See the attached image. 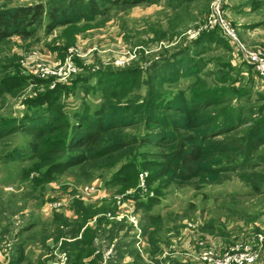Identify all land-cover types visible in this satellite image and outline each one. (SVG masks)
<instances>
[{"label":"rangeland","instance_id":"1","mask_svg":"<svg viewBox=\"0 0 264 264\" xmlns=\"http://www.w3.org/2000/svg\"><path fill=\"white\" fill-rule=\"evenodd\" d=\"M64 1L0 0L1 28L13 20L8 16L15 15L18 23L9 27L8 36L0 35V83L12 85L14 93L0 98V119L45 105V95L66 87L59 102L72 122V113L105 110L116 123L125 124L112 131L113 136L139 137L158 130L159 124H147L146 119L159 114L169 125L176 119L187 122L172 106H187L194 94L216 99L209 106L197 105L202 111L190 121L195 127L170 125L179 137L171 145L139 144L134 152L101 159L96 167L85 165V173L82 164L71 166L50 184H39L33 161L15 152L29 136L16 133L1 139L0 249L7 255L0 264L10 261L9 247L15 249L23 239L38 251L24 254L20 264H208L203 257L210 252L216 264H226L225 256L234 255L238 247L258 255L250 264H264V173L259 174L264 163L247 161L264 160V81L240 50L241 45L264 49V0H82L93 12H76L71 22L57 19L54 11ZM39 7L46 10L36 18L23 12ZM216 36L222 42L214 41ZM136 70L138 77L125 74ZM137 79L138 85L122 100L104 93L108 84ZM20 80L26 86H20ZM148 103L155 106L150 115L144 109ZM229 120L237 125L214 136L216 131L210 129ZM184 139L194 151L205 149L199 172L183 177L167 172L148 187L150 170L142 168L141 154L163 163L179 155ZM132 162L141 169L140 195L145 201L159 196L149 210L137 206L135 190L107 187ZM141 174H147L144 186ZM88 185L113 192L105 208L115 211L100 214L117 225L90 233L82 241L89 245L74 249L76 243L66 240L78 239L79 233L56 227L49 204L59 200L71 208L75 198H89L82 194ZM94 205H86L92 212L85 211L87 217L81 220L91 223L93 209L105 206ZM17 233L22 236L18 240Z\"/></svg>","mask_w":264,"mask_h":264},{"label":"trees","instance_id":"2","mask_svg":"<svg viewBox=\"0 0 264 264\" xmlns=\"http://www.w3.org/2000/svg\"><path fill=\"white\" fill-rule=\"evenodd\" d=\"M73 9H75L74 13H72ZM45 10L46 9L39 7L36 9H26L23 12H27L29 14L32 13L33 18H36L41 13L43 14ZM84 10H86V12L89 14L93 12L90 3L82 0H65L54 9L58 15L57 19L61 17L67 22H71L76 18V12H81ZM23 16L24 15H22V17ZM11 18L13 20L6 22L7 25H4L5 28H1V26H3L4 20L3 17H0L1 36H8V31L10 30L9 27L11 25H18V23H16L17 17L15 15H12V17L8 16L6 19ZM217 38L218 37L216 36L214 41L222 42L220 40L221 37L219 39ZM125 74H127L129 78H135L138 77L140 71L136 70L132 72H126ZM103 78L105 77L103 76ZM102 81H104V79ZM130 81L131 82L127 80L124 83L118 82L117 85L108 84L105 86L104 93L112 100H122L127 94H130L139 83L138 79L136 82L133 80ZM19 85L23 87L26 86L25 82L22 80L19 81ZM60 89L61 90L58 89L45 95V98H48H44L47 100L45 105L42 104L40 107L35 108L29 106L19 116L0 119V140L16 133L25 134L30 137V139L24 141V146L15 152L16 154L20 155V158H26L27 161H33L32 170L36 171L40 175V182H38L39 184L52 183L55 180L56 175L63 174L69 167L75 165L77 166L82 164L80 169L83 173H85V165H88L90 168L96 167L101 159L109 158L114 155H122L128 152H134V146L139 144L141 147L161 148L165 145H171L173 142L179 139L178 133L176 131L177 129H174L173 126L170 127V125L176 126V123L180 121H177L176 119L175 121H172V124L169 125L168 119L159 113V116L157 115V119L155 120L146 119L147 124L151 122H156L159 124L158 130L153 133L152 131L146 134L141 133L139 137H133L130 135L113 136L112 131L118 127H124L125 124L116 123L117 119H115L113 116H108L105 110L95 112L81 111L72 113L71 116L74 119L72 122L68 113L65 112L64 104L59 102L62 93L66 91L67 88L62 87ZM7 94H14L13 86L3 82L0 83V98ZM211 99L216 98L211 97L208 99L205 96H198L194 94L192 96L191 102L185 103L188 104L187 106H180L177 104L172 106V108L175 109L174 111L182 112L184 116L183 118L187 120V122L183 124H181V122L178 123L176 127L181 130L187 129L189 127H195L194 121H190L195 119V115H197V113H201L202 111V108L198 107L197 105H204V102H206V105L209 106L214 103V101L209 102ZM172 103L173 102L170 104ZM189 104L193 105H190L189 107ZM43 106L46 107L42 108ZM160 106L161 105H159V107ZM154 107V103H148L144 109H148L147 112L150 115L154 113ZM235 125L237 124L234 121L229 120L227 123H219V125H214L210 130L214 132L216 131L217 134L214 136H217L220 134L219 132L222 130V128H226L227 126L232 127ZM260 125H262L261 122ZM259 129L262 130V127ZM187 140L188 139H184L181 145H179L177 152L179 155L177 157L165 160L163 163L149 159L150 154L148 153L143 152L141 154L143 158L141 162L142 168L146 169L147 171L150 170V176L147 180L148 187H151L156 181L161 180L162 177L167 174V172L173 173V175L177 177H183L184 174H192V176H195L199 172V169L196 167H200L203 157L199 156L205 149L201 148L194 151L192 145L186 146L189 142ZM242 159L245 160L244 158ZM247 161L252 163H264V160L261 161L256 158ZM209 170L211 172L215 171H212L210 168ZM140 172L141 169L136 162L126 164L113 176L107 187L114 188L115 186L121 185L127 191L132 189L135 190L136 195L135 197L133 196V199L136 201L137 206L149 210L153 205L158 203L159 199L157 198H159V196H156V200L152 198L150 199L151 201H145L143 195H140V189L138 188V177ZM263 173L264 172H260L259 174L262 175ZM257 178L260 182L261 178L258 176ZM249 184L255 189L258 188L257 185L251 182H249ZM104 205L105 206H103V209L101 210L93 209V214L91 215V217L93 216L92 218L97 217L98 228L95 230L96 233L104 226L111 225L112 228H115L117 225V223H111L110 220L107 219V214L101 216L100 213L103 210L113 211L114 209L115 211V207H113V209L110 208V206L105 208L106 204ZM71 208L78 214L77 220L71 225L72 230H75L78 235L80 228L89 222L87 218L81 220L82 217H87L84 215V212L86 211L87 213H91L92 211L90 210V207H86V205L83 203V200L79 197L74 199ZM53 216L56 227H59V225H62L63 227L68 226V223L62 214H58V212L55 211ZM90 233L94 234V230L87 228L82 235V239L75 242L76 244L73 245V248H81L82 250V243L89 245V241H82L83 238L89 237Z\"/></svg>","mask_w":264,"mask_h":264},{"label":"built area","instance_id":"3","mask_svg":"<svg viewBox=\"0 0 264 264\" xmlns=\"http://www.w3.org/2000/svg\"><path fill=\"white\" fill-rule=\"evenodd\" d=\"M225 30L228 32V34L233 37L234 41L239 43V39L237 34L230 30L226 25L224 26ZM227 27V28H226ZM241 53L243 55L244 61L250 65L251 67L255 68V70L258 72V74L261 76L262 80L264 81V49H248L244 47L243 45L240 46ZM147 174L140 175V180L142 182V186L145 185V178ZM100 191L99 187H96L94 185H88L82 189V194L86 196H91ZM120 199V198H119ZM122 199H120L121 201ZM119 202V201H118ZM65 206L64 201H54L49 204V207L53 212H60ZM252 249H245L238 247L237 252L234 255H226L225 256V263L228 264L230 262H233L231 264H250L254 263L257 260L258 255H253ZM203 260L208 264H216L214 260L213 253H206L203 257Z\"/></svg>","mask_w":264,"mask_h":264},{"label":"crops","instance_id":"4","mask_svg":"<svg viewBox=\"0 0 264 264\" xmlns=\"http://www.w3.org/2000/svg\"><path fill=\"white\" fill-rule=\"evenodd\" d=\"M111 193L110 190L108 191H99L98 193L88 196L89 198L84 199V204L85 205H90V202H94V204L99 208L100 206L104 205V204H109V199L108 197H111ZM94 205V206H95ZM125 207V206H124ZM124 210L122 208L119 209ZM74 211L70 208V207H64L60 212L64 217L66 222L68 223V228H71V225L73 224V222H75L77 219L75 217V214L73 213ZM54 214V212H52ZM52 219V218H51ZM70 225V226H69ZM87 228H91L92 230H97L98 228V222H97V217L93 218V221L91 223L87 222L82 228H80V232H79V238L78 239H72V241L66 240L67 242H77L79 240L82 239V235L84 234V232L86 231ZM24 236V235H23ZM20 237H22L21 235H19V233H17V236H15V239L18 240L20 239ZM50 240V239H49ZM48 240V246H49V250L51 251L53 249L52 243ZM27 243V240L25 241L24 239L22 240V242L19 244V246L15 247V249H13L14 247H9L11 250L9 251V253L11 254V259L8 263L6 264H20L21 260H23L22 256L24 257V254H27V257L30 256L29 252L32 250H35L33 248V246H31L30 244L28 245H24V243ZM11 246V244H10ZM43 250V249H41ZM4 251H6V249L4 248ZM36 252L38 250H35ZM6 253L5 255L2 253V250L0 249V261L3 259L5 260L6 257ZM26 257V256H25ZM29 261L28 258L26 259L27 262ZM26 264H29V262H27Z\"/></svg>","mask_w":264,"mask_h":264}]
</instances>
